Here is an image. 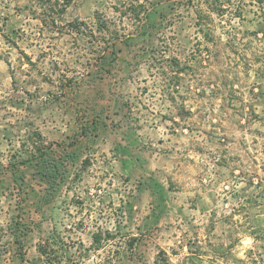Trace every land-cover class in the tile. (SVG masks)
Returning a JSON list of instances; mask_svg holds the SVG:
<instances>
[{
    "label": "rangeland",
    "instance_id": "rangeland-1",
    "mask_svg": "<svg viewBox=\"0 0 264 264\" xmlns=\"http://www.w3.org/2000/svg\"><path fill=\"white\" fill-rule=\"evenodd\" d=\"M0 264H264V0H0Z\"/></svg>",
    "mask_w": 264,
    "mask_h": 264
},
{
    "label": "trees",
    "instance_id": "trees-1",
    "mask_svg": "<svg viewBox=\"0 0 264 264\" xmlns=\"http://www.w3.org/2000/svg\"><path fill=\"white\" fill-rule=\"evenodd\" d=\"M257 1L260 3L262 2V0H257ZM206 7H207L206 9H200L197 12V16H198V22L197 23H198V26L200 28V31H202L203 28L208 27L207 26L208 25L207 20H209L211 18L210 13L215 11V8L211 5H207ZM218 11H219V9H218ZM216 13L219 14V12H216ZM204 35L206 36L208 34L205 33Z\"/></svg>",
    "mask_w": 264,
    "mask_h": 264
}]
</instances>
